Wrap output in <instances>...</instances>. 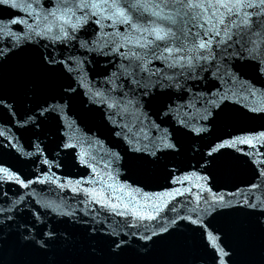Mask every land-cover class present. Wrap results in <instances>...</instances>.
<instances>
[{
	"label": "water",
	"instance_id": "1",
	"mask_svg": "<svg viewBox=\"0 0 264 264\" xmlns=\"http://www.w3.org/2000/svg\"><path fill=\"white\" fill-rule=\"evenodd\" d=\"M24 6L25 0H21ZM12 16L28 21L13 26L15 31L26 32L29 24L35 27L23 12L0 8V19L6 21ZM116 27L135 38L126 26ZM104 31L114 29L105 27ZM92 32L89 26L88 34L80 35L89 38ZM4 39L0 35V41ZM252 39L257 49L264 47V34L253 35ZM48 51L57 52L58 59L76 56L83 61L79 72L74 64L72 71L61 65L45 69L40 55ZM148 59L142 61L147 69L143 76L160 69L172 74L160 61L149 63ZM120 62L115 55L105 57L78 48L65 50L59 44L45 49L35 44L17 52L0 67L4 94L15 105L14 109L0 108V169H9L0 176L15 174L22 180L42 181L25 189L15 182L0 180V193H6L0 195V208L11 210L0 215V264H264V208L253 210L245 205V199L253 196L264 200V136L259 135L264 133V113L251 111L253 107L264 108V76L258 75L250 63L234 62L240 72L235 83L223 84L204 72L200 73L204 79L186 82L191 92L154 89L143 107L148 117L143 132L135 109L129 108L123 120L117 117L119 123L127 124L141 137L137 142L132 133L105 119L103 113L109 109L88 103L89 88H107L105 78L117 70ZM21 67L26 69L23 75L19 73ZM246 81L250 83L246 85ZM117 82L128 88L127 81ZM69 83L76 88L69 114L62 113L61 120L45 119L44 125L34 126L27 115L34 109L39 111L37 105L46 100H59ZM253 85L254 96L248 91ZM193 95L203 98L192 99L190 110L182 108L181 116L162 115L167 110L165 104L174 107ZM224 96L227 98L220 99ZM205 98L216 100L219 107L206 103ZM206 112L213 113L212 117L201 119ZM179 118L186 119L189 128L204 127L207 131L199 136L189 128L177 132ZM153 121L161 130L167 129L173 139L179 136V151L159 153L155 163L142 165L134 162L139 153L129 150L128 141L143 147L148 143L142 139L144 134L155 138ZM117 132L121 135L117 136ZM238 137L252 139L255 148L233 143ZM221 142L226 145V166L219 159L214 163L208 154L213 143ZM65 143L70 147H63ZM253 183L261 187L253 189ZM77 187L102 190L120 211L128 205L157 218L137 221L131 214L115 215L114 210L92 203L90 196L71 191ZM219 196L230 204L210 208ZM68 212L74 215H64ZM5 216L14 217L11 226ZM161 225L169 232L151 240L141 239L159 231ZM120 241L123 247L117 249L115 242ZM224 251L229 252L228 257Z\"/></svg>",
	"mask_w": 264,
	"mask_h": 264
},
{
	"label": "snow or ice",
	"instance_id": "2",
	"mask_svg": "<svg viewBox=\"0 0 264 264\" xmlns=\"http://www.w3.org/2000/svg\"><path fill=\"white\" fill-rule=\"evenodd\" d=\"M0 8L21 11L25 17L32 19L35 23V27L29 24L28 30L22 33V31L13 30V26L27 24L26 19L15 16L6 21L0 19V35L5 38L0 41V67L17 52L35 44H42L45 49H48L50 45L55 48L59 44L65 50L78 48L85 53H99L105 57L118 56L121 62L117 66V70L105 78L104 83L108 87L105 89L89 88L88 103L109 109L110 111L103 113L105 119L114 127H120L122 131L127 130V133H132L133 139L137 142L141 140V137H137L127 124L119 123L117 117L123 120L125 114H129V108L135 109L138 114L136 119L141 124L140 131L143 132L144 120L148 119L147 114L143 112V107L145 103L149 102L154 89L168 88L191 92V89L186 87V82L204 79L200 75L204 72L210 73L213 77L221 80L223 84L235 83L240 79V72L234 66V62L250 63L258 75L264 76V47L257 49L255 41L252 39L253 35L264 34V0H34V2L25 0L23 8L21 0H0ZM165 9L171 11L165 12ZM41 22L43 27H41ZM117 25L126 26L135 38L133 35L117 29ZM89 26H92V36L95 38L92 36L85 38L80 35L81 32L87 35ZM105 27L112 28L114 31H104ZM126 47L128 51H122ZM193 52L194 55L189 54ZM57 56L58 53L55 51H48L47 54L41 53V65L47 70H54L57 65H61L66 66V71H72L74 64L75 70L79 72V66L83 61L74 55L61 59H58ZM147 58H150L148 59L149 63L152 60L160 61L167 69L172 70V74L169 75L164 69H160L143 76L142 73L147 69L142 61ZM25 71L24 67L19 69L21 75ZM153 76L156 77L155 80L152 79ZM117 81H127L128 88L125 89L124 83ZM79 83L83 86L82 81ZM247 83L250 82L246 81L245 84L247 85ZM3 89L4 80L0 76V108L14 109L15 105L4 94ZM254 89L255 85L248 89L250 95L256 94ZM75 92L76 88L69 83L62 89L59 100L53 98L51 103L46 100L43 104H38L39 111L32 110L27 115V119L34 126L44 125L45 119L49 121L61 120L62 113L69 114V104L72 94ZM113 93H118V95H113ZM201 98L203 97L193 95L185 103H175L174 107L173 104H165L164 107L167 110L162 115L170 116L175 113L176 116H181L182 108L190 110L191 100ZM226 98V96L220 97V99ZM205 101L219 107L214 99L205 98ZM251 111L264 113V108L253 107ZM212 115L213 113L206 112L201 119L208 120ZM177 124L180 126L177 132L181 128H189V123L184 118L177 119ZM151 125L157 132V136L149 138L144 134L142 139L148 143H145L143 147H135L132 140L128 141L129 150L139 153L134 157V162L142 165L155 163L159 153L179 151V136L173 139L167 129L161 130L160 125L155 124L154 121L151 122ZM64 126L70 127L71 125ZM205 131L207 129L204 127L189 128V132H194L198 136ZM115 134L120 136L121 132ZM0 135L3 133L0 132ZM259 135L264 136V133ZM235 142L255 148L252 139L248 137H238L237 141L233 143ZM149 144L151 148H149ZM227 146L231 147L230 144ZM63 147L67 148L70 145L65 143ZM225 147L224 142L219 145L213 143L210 146L208 154L213 157L214 163L219 159L222 166L228 164L227 154L224 152ZM115 157L120 159L118 153L115 154ZM8 172L7 168L0 169V173ZM257 175H261V173L257 171ZM0 180L15 182L25 189L32 183L42 182L39 179L22 180L15 174L0 176ZM43 182L47 183L48 181ZM177 182L179 183V181ZM109 187L111 186L109 185ZM260 187L255 183L251 185L253 189ZM71 191L90 196L92 203L114 210L115 215L131 214L137 221L157 218L146 210L142 211L128 205L124 206L123 211L118 210V205L109 200L107 194L102 190H86L77 187ZM0 195L6 196V193H0ZM102 199L105 201L104 203H101ZM229 204L230 202L226 201L224 196H219L217 200L210 203L209 207L220 208ZM245 205L253 210L258 206L264 208V200H257L253 196L252 199H245ZM8 211L11 210L0 208V215ZM64 215L72 216L74 213L68 212ZM4 219L9 222V226L14 221L13 216H5ZM131 226L138 227V225ZM0 231L3 229L0 228ZM168 232L169 229L161 225L159 231H152L150 235L142 236L141 239L151 240L153 236H163ZM46 243L47 241L41 247ZM123 243V241L115 242V247L122 249ZM223 255L228 257L229 252L224 251Z\"/></svg>",
	"mask_w": 264,
	"mask_h": 264
}]
</instances>
